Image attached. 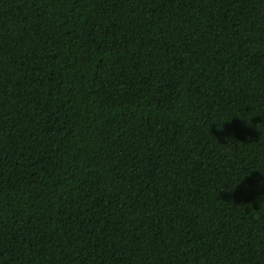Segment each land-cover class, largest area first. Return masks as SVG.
<instances>
[{"label":"trees","instance_id":"1","mask_svg":"<svg viewBox=\"0 0 264 264\" xmlns=\"http://www.w3.org/2000/svg\"><path fill=\"white\" fill-rule=\"evenodd\" d=\"M264 0H0V264H264Z\"/></svg>","mask_w":264,"mask_h":264},{"label":"clouds","instance_id":"2","mask_svg":"<svg viewBox=\"0 0 264 264\" xmlns=\"http://www.w3.org/2000/svg\"><path fill=\"white\" fill-rule=\"evenodd\" d=\"M260 197H264V193H262V194L260 195Z\"/></svg>","mask_w":264,"mask_h":264}]
</instances>
